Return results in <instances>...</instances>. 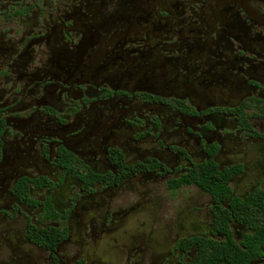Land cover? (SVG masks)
I'll return each mask as SVG.
<instances>
[{
	"label": "flooded vegetation",
	"instance_id": "flooded-vegetation-1",
	"mask_svg": "<svg viewBox=\"0 0 264 264\" xmlns=\"http://www.w3.org/2000/svg\"><path fill=\"white\" fill-rule=\"evenodd\" d=\"M0 264H264V0H0Z\"/></svg>",
	"mask_w": 264,
	"mask_h": 264
}]
</instances>
